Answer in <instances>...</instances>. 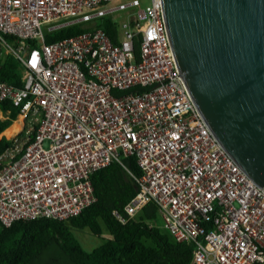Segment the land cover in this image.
Listing matches in <instances>:
<instances>
[{
    "label": "built area",
    "instance_id": "obj_1",
    "mask_svg": "<svg viewBox=\"0 0 264 264\" xmlns=\"http://www.w3.org/2000/svg\"><path fill=\"white\" fill-rule=\"evenodd\" d=\"M109 1L0 0V59L20 67L19 87L0 80V102L20 120L0 152V225L76 216L95 201L91 174L114 162L136 184L126 216L152 201L172 239L191 245L187 264H264V191L201 121L177 75L160 1ZM102 17L114 22V40L94 27ZM76 24L91 28L45 41Z\"/></svg>",
    "mask_w": 264,
    "mask_h": 264
},
{
    "label": "water",
    "instance_id": "obj_2",
    "mask_svg": "<svg viewBox=\"0 0 264 264\" xmlns=\"http://www.w3.org/2000/svg\"><path fill=\"white\" fill-rule=\"evenodd\" d=\"M177 75L205 128L264 191V0H159Z\"/></svg>",
    "mask_w": 264,
    "mask_h": 264
},
{
    "label": "trees",
    "instance_id": "obj_3",
    "mask_svg": "<svg viewBox=\"0 0 264 264\" xmlns=\"http://www.w3.org/2000/svg\"><path fill=\"white\" fill-rule=\"evenodd\" d=\"M94 27L101 28L114 40L116 26L109 18L98 19ZM88 28L91 25L66 26L46 34L45 41L68 37ZM133 53L136 57L137 41ZM0 80L20 86V67L9 55L0 59ZM16 114L17 110L10 104L0 102V133ZM9 144L10 139L0 135V152ZM123 161L132 174H138L132 156L124 157ZM90 181L95 201L76 216L65 220H17L8 227L0 225V264L188 263L191 245L174 241L165 229H160L155 223L158 213L152 201H147L134 216H126L123 206L134 195L136 184L124 168L112 162L95 170ZM113 211L124 221L120 222ZM100 224L109 238L89 251L84 250L72 230L87 228L98 236Z\"/></svg>",
    "mask_w": 264,
    "mask_h": 264
},
{
    "label": "rangeland",
    "instance_id": "obj_4",
    "mask_svg": "<svg viewBox=\"0 0 264 264\" xmlns=\"http://www.w3.org/2000/svg\"><path fill=\"white\" fill-rule=\"evenodd\" d=\"M140 1V7H143L147 4V0H139ZM127 2V0H110L109 5H116L118 3H124ZM129 9L126 10H120L114 14V19L117 22L124 21L126 18V14L129 12ZM16 127V124H13ZM5 132V131H4ZM8 137V136H7ZM156 224L160 226V229L164 231V228L162 226V221L159 215H157V219L155 221ZM100 234L98 236L93 235L87 228L83 229H74L72 230V234L75 237V239L78 241V243L81 245V247L89 251L95 246L102 243L104 240L109 238V234L106 231L105 227L100 224Z\"/></svg>",
    "mask_w": 264,
    "mask_h": 264
},
{
    "label": "crops",
    "instance_id": "obj_5",
    "mask_svg": "<svg viewBox=\"0 0 264 264\" xmlns=\"http://www.w3.org/2000/svg\"><path fill=\"white\" fill-rule=\"evenodd\" d=\"M16 124V127L13 124ZM9 127V128H8ZM20 128V120L17 116H15L14 119L10 121V123L7 125V127L0 133V135H3L5 138H10L12 135H14L16 132H18ZM7 134H5L4 133ZM8 136V137H7ZM164 228V227H163ZM165 229V228H164ZM166 230V229H165Z\"/></svg>",
    "mask_w": 264,
    "mask_h": 264
}]
</instances>
